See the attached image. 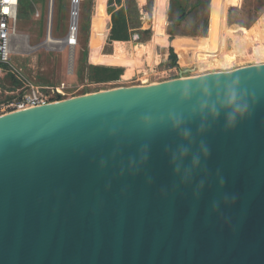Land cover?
<instances>
[{
    "label": "water",
    "instance_id": "1",
    "mask_svg": "<svg viewBox=\"0 0 264 264\" xmlns=\"http://www.w3.org/2000/svg\"><path fill=\"white\" fill-rule=\"evenodd\" d=\"M0 264H264V61L0 114Z\"/></svg>",
    "mask_w": 264,
    "mask_h": 264
},
{
    "label": "rangeland",
    "instance_id": "2",
    "mask_svg": "<svg viewBox=\"0 0 264 264\" xmlns=\"http://www.w3.org/2000/svg\"><path fill=\"white\" fill-rule=\"evenodd\" d=\"M144 1L146 0H138V3H144ZM225 1L203 0L202 9L197 16L202 17L208 14L210 17H208L210 31L206 34L207 36H198V31L196 30V32L194 28H191L192 25L188 22L180 30L186 34L171 33L172 38L176 35L181 36V38L174 39V44L177 47L184 42L186 37L191 38L190 33L192 34L193 31V34L197 35L191 39L199 41V44L192 41V46L186 51L187 55L179 58L176 54L175 62L172 61L167 48L170 43L168 40V37L170 39V25L169 20H166L161 29L163 34L159 33L162 34L161 36L159 34H155L154 37L150 36L147 40L146 51L141 53L140 57L136 52L144 47V43H134L136 40H133L130 35L133 47L130 44L132 65H129L125 75L121 74L117 79L94 81L93 78L88 76V57L86 60L87 36L85 24H87L88 14L90 13L91 1L78 0L77 5L74 6L72 0H53L52 17L49 21L47 20L48 0H19L16 27L20 39L16 38L13 42L15 47L11 60L16 68H20V72L27 80L33 82L42 90L46 87L55 88L56 86L60 87L61 83L64 84V87L61 88L65 93V97L82 94L85 90L89 92L122 85L162 81L180 75H192L263 62L264 20L256 19L264 12V0H227L228 7ZM167 6L168 0H166V8ZM77 7L78 10L74 13L73 9ZM222 8L225 10L224 14ZM73 13L81 24L78 42L72 45L64 42L62 44L45 42L47 36H49H46L48 24L50 36L61 39L68 32ZM222 15L226 16L223 17L226 20H222ZM217 16L221 18H217ZM141 20H143L142 26L147 25L146 22L151 20L153 23L152 28L155 30V16L153 18L152 10L148 13L142 12ZM110 46L105 44L106 48ZM206 48L210 50L208 52L212 53L206 55L204 53ZM218 50L220 51L217 52ZM120 52H124L123 47L120 48ZM195 53H199V55H194ZM106 56V58L98 57L96 61H92L93 64H114L113 66L116 67L123 65V63L116 65V54L112 53ZM78 68L79 70H77ZM175 72L179 73L170 74ZM22 79L26 81L24 78Z\"/></svg>",
    "mask_w": 264,
    "mask_h": 264
},
{
    "label": "trees",
    "instance_id": "3",
    "mask_svg": "<svg viewBox=\"0 0 264 264\" xmlns=\"http://www.w3.org/2000/svg\"><path fill=\"white\" fill-rule=\"evenodd\" d=\"M90 1L91 9L87 24H85L87 36L86 60L87 57L89 59L87 61L89 63L88 76L93 78L94 81L117 79L119 75H125L129 65H132L130 32L125 4L123 0ZM202 6L203 0H169L168 15L172 20V25L179 24L187 14L197 15ZM203 20H206L205 16ZM80 28L81 24L78 22L76 42L79 40ZM171 37L172 34H170V39ZM105 44L111 46L106 48ZM122 47L124 54L120 52ZM169 49L170 57L175 62L176 54L173 52L172 46H169ZM88 52L90 53L88 54ZM112 53L116 54V65L123 63L122 66L93 64L92 61H96L98 57L106 58V55ZM111 57L113 58V56ZM23 89H25L24 80L14 73L6 63L0 62V102L12 98Z\"/></svg>",
    "mask_w": 264,
    "mask_h": 264
},
{
    "label": "crops",
    "instance_id": "4",
    "mask_svg": "<svg viewBox=\"0 0 264 264\" xmlns=\"http://www.w3.org/2000/svg\"><path fill=\"white\" fill-rule=\"evenodd\" d=\"M48 1H50V0H48ZM123 2L125 4L126 11H127L130 35L132 36L133 40H136V41H134V43L135 42L136 43H144V47L139 49L138 52H136V54L139 55V57L141 56V53L146 51V47L148 45L147 40L150 38V36L154 37L155 34H159V33L163 34V31L161 29H162V26L165 24L166 20H169V25H170L169 35L171 33L172 34L175 33V34H179V35L186 34V33H182L183 31H180L182 28L185 27L186 22H188L190 25H192L191 28H194L195 31L196 30L198 31V34H197L198 36H207L206 34L210 31V29L208 27L210 17L208 16V14L204 15L206 20H203L204 16H202V17L197 16L198 14L197 15L187 14L186 17L179 24L173 26L172 20L169 18V15H168L169 14L168 13V6L166 8V0H146V1H144V3H141V4L138 3V0H123ZM226 2H227V0L225 1V4L228 7V4ZM168 5H169V0H168ZM151 10H152L153 18L155 16V20H154V24L156 27L155 30H154V28H152L153 23L151 22V20H148L146 22V23H148L147 25L142 26L143 25L142 24L143 20H141L142 19V12L145 11L148 13ZM200 11L201 10L199 9L198 10L199 14H200ZM224 11H225L224 8H222L223 14H224ZM38 14H39V12H38ZM209 15H210V12H209ZM51 17H52L51 6H49V4H48V13H47L48 19L47 20L51 21ZM223 17H226V16L222 15V20H226V18H223ZM201 18H202V20H201ZM217 18H221V17L217 16ZM256 20H264V12H262V14L259 15ZM77 24H78V21H77ZM237 25H239V24H237ZM76 28H77V26H76ZM191 28H190V32H191ZM193 33H194V31L192 32V34L190 33L191 38H195L197 36L196 34H193ZM162 34H159V35L161 36ZM179 35H176L174 38L171 37V39H169V37H168V40L170 43L168 44L167 48H168V52H170L169 46H172L174 53L177 54L179 58L180 57L182 58V56L187 55L186 51H188L190 49V47L192 46L193 39L186 37L184 42H182L180 44V46L177 47L174 44V39L175 38H181V36H179ZM194 43L199 44V41L198 42L195 41ZM130 44L132 47L131 37H130ZM69 45H72V44H69ZM208 51H210V50H207V48H206L204 53L206 55L209 53H212V52H208ZM219 51L220 50H218L217 52H219ZM194 55H199V53H195ZM73 62H74V58H73ZM21 74H22V72H21Z\"/></svg>",
    "mask_w": 264,
    "mask_h": 264
},
{
    "label": "built area",
    "instance_id": "5",
    "mask_svg": "<svg viewBox=\"0 0 264 264\" xmlns=\"http://www.w3.org/2000/svg\"><path fill=\"white\" fill-rule=\"evenodd\" d=\"M18 5L19 0H0V62L6 63L14 73L26 80L24 81L25 89H23L21 92H18L12 98L1 101L0 114L30 106L40 105L47 102H52L65 97V93L61 88L64 87V84L61 83L60 87H46L44 88V90H42L39 86L27 80L21 74L20 69L16 68L15 64L12 62L11 55L12 53H14L13 49L15 47L13 42L18 35V31L16 28ZM48 32L49 24L47 28V33ZM86 91L88 90H85L84 92Z\"/></svg>",
    "mask_w": 264,
    "mask_h": 264
},
{
    "label": "bare ground",
    "instance_id": "6",
    "mask_svg": "<svg viewBox=\"0 0 264 264\" xmlns=\"http://www.w3.org/2000/svg\"><path fill=\"white\" fill-rule=\"evenodd\" d=\"M53 0H50L49 1V6H51V11H52V2ZM77 3H78V1H77ZM77 3L76 2H73V4H74V6H76L77 5ZM75 15H74V13L72 14V17H71V19H70V22H69V24H70V27H69V29H68V32H70V39L69 40H67V43L68 44H70V43H75L77 40H75V31H76V28H73V27H71V25L73 24V21L74 20H77L75 17H74ZM72 34V35H71ZM47 35H49L48 33H46V36ZM17 39L19 40L20 39V34H18L17 35ZM45 42H47V43H60V44H62L63 43V41L62 40H60V39H55V38H53L52 36H47V39L45 40ZM45 42H43V43H45ZM49 45H51V44H49ZM159 81H150V82H148V83H142V84H155V83H158ZM59 90H61V89H59ZM101 90H103V89H101Z\"/></svg>",
    "mask_w": 264,
    "mask_h": 264
},
{
    "label": "clouds",
    "instance_id": "7",
    "mask_svg": "<svg viewBox=\"0 0 264 264\" xmlns=\"http://www.w3.org/2000/svg\"><path fill=\"white\" fill-rule=\"evenodd\" d=\"M245 109H246V105L238 106V110H239L241 113H243V111H245ZM230 121H231L232 123L235 122V116H234V115H230Z\"/></svg>",
    "mask_w": 264,
    "mask_h": 264
}]
</instances>
